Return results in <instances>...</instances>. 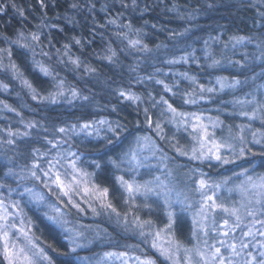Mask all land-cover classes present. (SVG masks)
<instances>
[{"label":"trees","instance_id":"trees-1","mask_svg":"<svg viewBox=\"0 0 264 264\" xmlns=\"http://www.w3.org/2000/svg\"><path fill=\"white\" fill-rule=\"evenodd\" d=\"M13 2L16 8L11 6ZM130 2L133 0H43L42 6L41 0H9L5 10L0 12V50H4L0 52L3 65L0 66V188L13 185L22 173L30 174L35 170L43 177V171L48 170V159L39 157L48 152L46 144L49 140L64 141L61 147L82 156L77 162L78 168L90 171L97 186L109 189L108 200L120 215L127 213L128 219L138 216L141 220H151L153 226L160 228L166 223L162 201L151 198V210H139L125 203L116 182L117 169L108 163L109 157L118 159L123 143L136 134L145 133L158 139L154 125L150 129L146 123V108L154 120L161 122L163 133L173 130L175 138L181 137L182 131L168 123L167 116H160L165 106L152 108L161 97L178 111L205 112L218 118L220 126L233 125L240 116L235 113L236 106L244 105L234 102L246 92L241 84L234 90L205 92L203 100L199 99L198 85L211 87L218 77L244 81L245 74L248 75L244 68H252V65L237 64V56L249 61L251 56L259 55L257 45L264 46V16L261 15L264 6L256 7L251 0H135L137 10L127 12ZM17 8L23 10V16ZM20 33L24 38H20ZM33 34L39 38L32 40ZM238 37L249 39L237 44L234 38ZM133 40L139 41L135 47L130 43ZM24 44L28 47H22ZM107 46L113 50H108ZM230 47L235 51H229ZM185 55L187 61L181 59ZM212 60L220 63L210 67ZM12 64L15 70L10 67ZM42 67L48 69L47 75L41 71ZM233 67L238 69L233 70ZM254 70L260 72L259 67ZM185 73L196 78V85L182 75ZM25 80L31 84V89L25 86ZM13 81L17 85L19 82L25 94L19 89V93L11 91V87H16ZM60 81H63L62 89L58 87ZM157 81H163L172 91H165L164 84ZM72 89L78 93L75 98L71 95ZM257 89L251 96L264 103L261 95L264 89ZM58 91L63 95L53 102L50 94ZM121 91L138 96L140 100L124 99L119 95ZM193 92L196 95H191ZM41 93L47 98L41 99ZM33 95L37 96L35 100ZM185 99H196L197 103L185 104ZM88 104L91 108L85 111ZM235 109L236 115H230ZM102 118L122 125V140L108 134L112 143L103 142L101 137L104 139L106 127L99 137L83 138L56 131L60 127L69 128L73 124L79 127ZM239 126H244L243 120L229 135H236ZM218 129L225 134L221 127ZM248 133L245 130L243 135ZM253 158L258 162L257 170L264 171V156L257 154ZM94 161L100 164L99 168ZM37 162L43 171L32 168ZM195 164L201 173L210 175L211 181L220 182L224 178L220 166ZM32 184L36 186L35 180ZM21 205L23 214L31 219L29 224L33 223V236L45 248L53 264H66L69 260L72 264H81L73 257L78 256L69 252L58 228L37 210L24 203ZM71 215L68 217L73 223L79 222ZM184 216L175 213L171 230L185 245L190 241L191 226ZM94 222L105 225L112 235L119 233L102 217ZM146 249L149 250L146 254L156 259L157 264H168ZM0 264H7L1 251Z\"/></svg>","mask_w":264,"mask_h":264},{"label":"snow or ice","instance_id":"snow-or-ice-1","mask_svg":"<svg viewBox=\"0 0 264 264\" xmlns=\"http://www.w3.org/2000/svg\"><path fill=\"white\" fill-rule=\"evenodd\" d=\"M9 0H4L3 3H0V12L5 10V7ZM135 3V0H133ZM41 5L43 6V0H41ZM13 8H16L15 3L11 4ZM75 7V5H74ZM18 13L23 16V10L17 8ZM264 16V13H261ZM20 38H24V34L20 33ZM32 40H37L39 37L35 34L32 35ZM235 42L238 44L240 41L248 40L247 37H238L234 38ZM13 43H18V41H12ZM79 43V40L76 41ZM133 47L139 44L138 40L130 41ZM207 43V42H206ZM22 47H28L27 44L22 45ZM67 47V45H65ZM260 48L259 55H253L249 58V63L252 65V70L256 67L260 68L259 74L254 72L253 79L259 78L264 80V46L257 45ZM4 50H0L2 52ZM10 55V53H9ZM207 55V54H206ZM181 59L187 61L188 56L185 55ZM259 61L260 63H256ZM175 63L176 61H171ZM220 63L218 60H212L211 66H216ZM237 64L240 62L237 61ZM0 66H3L0 64ZM10 67L15 70V64L10 65ZM46 75L48 74V69L41 68ZM186 79H189L191 84L196 85L195 77H188L187 74H182ZM245 81H240L236 78L229 80L225 77H218L215 80V85L218 87H206L203 84L198 85V92L200 93L199 99L203 100L205 97L203 93H215L217 91H223L225 88H235L236 86L247 83ZM25 86L31 89V84L28 81H23ZM158 84H164L163 81H157ZM6 87V85H5ZM59 88L62 89L63 81L59 82ZM165 91H172V89L164 84ZM264 89V84L258 86V89ZM35 91V90H33ZM63 92L58 91L55 94H50V98L55 102L57 96H62ZM71 95L73 98L77 97L78 93L75 89H72ZM121 97L127 100L136 102L140 100V97L133 94H125L123 91L119 93ZM189 95V94H185ZM191 95H196L195 92ZM262 97H264V92H262ZM32 98L35 100L36 95H33ZM44 99V97H41ZM84 100H87L88 97H83ZM185 104H196V99H185ZM238 104H247L249 106L256 104V107H253L251 112H241V116L247 117L249 120L256 119L258 117L264 119V103H261L257 100L256 97H253L250 100L245 101H236ZM160 105H164L165 108L161 112V116L168 117V123L173 124L178 130L183 129L184 132L189 133L191 140V147L181 146L179 141L173 145L176 152L180 156H189L191 160H216L218 162L233 163L234 160L224 159L222 155V150L228 151L233 154L235 159L244 157L251 152V149L248 147L246 142V137L243 135L245 130H251V124L246 126H239V131L236 135H230L226 140L217 141L213 139V134L209 132V127L204 123V114L202 112H181L178 111L168 100L161 97L159 101H156L152 104V108L155 109ZM7 107V105H5ZM149 109H145V120L150 129H153L156 132V135L160 139H165L161 135L163 129L161 122L154 120L151 115L148 114ZM170 114V115H169ZM212 127H216L219 124V120H211ZM30 127L32 125H29ZM106 127V134L104 139H107V135L111 134L113 138L123 139L122 133L124 131L123 127L119 123L113 124L110 121L101 119L94 122H85L77 127L76 124L70 126V128L60 127L56 129L59 133H71L72 135H85V136H96L99 137L102 130ZM190 130V131H189ZM11 135V133H9ZM27 135V133H24ZM253 144L264 145V132H252V141ZM11 143V141H9ZM49 144H52L53 149H59L61 144L65 143L64 141L53 142L48 141ZM112 140H108V144H111ZM239 143L241 147L239 148V155L236 156V144ZM106 147V146H105ZM138 150H147L151 151L153 156L159 151L161 153L159 160L160 166L164 169L167 174V182L160 180V177H154L153 181L145 182L143 184L137 183L136 178L133 177L131 181L126 180L124 176H117L116 182L119 186L128 194V198L132 199L135 195H143L147 198L149 195H156L158 198L164 201V206L166 208H171L179 206L182 211H187L188 208L192 207V204L189 203L190 196L198 195L199 200V209L196 212V217H199V220H193V239L195 243L190 247L185 246L182 242L174 239L173 236H168L167 238L162 235L165 231L164 229H153V223L151 220H141L140 217H135L131 221L128 220V214H124V225L132 231H138L140 237L144 238V242H147V239L151 237V248L155 249L159 257H163L165 261L169 264H264V174L260 176L249 175V168L242 169L241 173L236 174L237 178L239 176H244L245 179L241 181L240 184L235 185L234 188L227 189L229 192L238 191L242 200L239 205H234L232 207H227L223 203H217L218 197L216 193L220 192L223 185L221 183L210 182V178L206 177L205 174L200 173L199 169H191L189 172L191 175L186 174V183L187 191L182 194L181 192H176V200L172 199V193L175 191L173 180V173L170 169L167 168V165L164 161H168L169 157L163 153L162 149H159L151 137L143 136L135 138V147H130L126 152H124L118 159H112L109 157L108 163H110L113 168L120 170L121 165H128V173L137 172L141 167H143V162L140 159ZM252 155H257V153H252ZM260 156H264V151L258 153ZM144 159H147L145 157ZM82 160V156L77 155L72 151H68L66 154L64 152H58L57 157L54 160H48L47 163L49 168L47 171L40 169L39 163H33L32 168L36 170L43 171L44 178H52V183L55 185L56 189L59 190L60 194L63 197H69L67 203L72 207H75L79 210L80 205L74 203L71 197L73 195H82L85 198L92 197L95 200L100 201L101 210H111L112 213H115L117 217L120 216V213L113 207L112 203L105 202L109 195V189L104 188L102 191L94 186L92 188L88 187V177L90 174L82 169L78 168L77 162ZM67 165L65 171L61 173L60 168ZM96 168L100 167L99 163H96ZM11 172V170H10ZM199 174L200 179H193L195 175ZM30 175L36 179L41 177L37 175V171H31ZM155 182L154 186H151ZM230 180L228 177L224 178V183H229ZM25 191L30 192V189ZM211 191L213 195H207ZM182 197V198H181ZM42 200L43 197H40ZM187 205V207H185ZM15 206V205H14ZM147 207V205H146ZM222 211L226 217L219 225L215 222V213L217 211ZM93 212H97L93 208ZM98 214V213H97ZM11 213L8 212L7 208L4 205V202L0 200V241L3 242V256L7 261V264H43V261H47V264H53L52 259L47 255V253L41 249L37 248L35 252H29L28 249L24 247H18L14 241H10V228H16L15 224H9V216ZM169 218V223L165 226V229H171L173 224V212L169 211L167 213ZM259 217V218H258ZM53 220L54 224L62 226L60 220L55 217H50ZM211 219L212 223L209 225L208 221ZM24 240L27 241V244L32 248L36 246L32 243L28 234L24 231L23 228H16ZM72 230H66L70 232ZM239 231V236L232 235ZM209 232L216 233L218 236L223 237L222 239H212L210 243ZM82 233L76 232L75 236L65 235V240L68 241L70 245L69 252L74 253L77 247H80L76 242V239L81 237ZM11 244V246H10ZM127 247H136V246H127ZM226 253V254H225ZM115 258L119 260L121 264H156V259L151 256H148L146 253L141 255H130L128 251L123 252H105L103 256L98 261V264H104L105 261ZM66 264H72L71 260L67 261Z\"/></svg>","mask_w":264,"mask_h":264},{"label":"rangeland","instance_id":"rangeland-1","mask_svg":"<svg viewBox=\"0 0 264 264\" xmlns=\"http://www.w3.org/2000/svg\"><path fill=\"white\" fill-rule=\"evenodd\" d=\"M216 80V79H215ZM211 87H218V85H214ZM238 87L236 86L235 88H230L231 90L237 89ZM253 97L250 96V99ZM245 99V98H243ZM263 103V102H261ZM249 106V105H247ZM252 108L256 107V104L251 105ZM252 110V109H251ZM251 110H248L247 112H251ZM182 112V111H181ZM199 113V112H197ZM204 114V123L208 125L209 127V132L213 134V139H216L217 141H222L226 140L230 135H226L222 132L219 131L220 126V121L219 124L216 127L211 126V120H217V118L211 116L210 114H207L205 112H202ZM103 119V118H102ZM168 119V118H167ZM219 120V119H218ZM249 120V119H248ZM257 120L258 122L261 121L260 117L249 120V121H255ZM251 124L248 122V125ZM173 125V124H171ZM263 125V124H262ZM25 128V126H24ZM26 129V128H25ZM190 131V130H189ZM229 132V130H228ZM246 132H249L245 137H246V142L248 143V147L251 149L253 144L252 141V132H257L255 130V127L252 126V129L249 131L246 129ZM156 133V132H155ZM176 132H170V133H161L165 137V139H160L158 136V139H155L153 136H150L149 134H136L134 137L129 139L130 141L123 143L121 150L119 152L118 158L126 152L130 147H135V138L136 137H143V136H149L152 138L154 143L159 149L163 150V153L166 154L169 157L168 161H164V163L167 165V168L170 169L173 173V177L175 178L173 180V185L175 191L172 193V199L176 200V192H181L182 194L186 193L187 191V183H186V174L191 175L189 170L191 169H199V166L195 164L196 162L206 164V165H214V166H225V165H230L227 167V170L230 171L229 175L227 174L226 177L229 178L230 182L225 184L224 183V178L219 182L218 180L215 183H221L223 185L222 189L220 192L216 193V196L218 197L217 203H223L227 207H232L234 205H239L240 201L242 200V196L238 191H232L229 192L227 189L229 188H234L235 185H238L241 183L242 180L245 179L244 176H239L237 178L236 174L241 173L242 169L244 168H249V175L252 176H260L264 174V171H259L257 170V161L256 159L253 158L252 152L248 153L244 157L235 159L233 154L222 150V155L224 159L227 160H234L233 163H223V162H218L216 160H191L189 156H180L173 145L176 143V141H179V144L181 146H187L191 147V140L189 133L182 131V136L181 137H176L175 138ZM83 138H86L87 136L81 135ZM48 145L46 148L48 149V152L40 156V159H44L47 157L48 160H54L55 157H57L58 152H65L67 153V148L61 147L59 149H54L52 150V144L47 143ZM45 145V146H46ZM68 146V145H67ZM241 145L239 143L236 144V156L239 155V148ZM69 148V147H68ZM140 159L143 162V167H141L137 172H132L131 174L128 173V165L123 164L121 165V169L117 170V176H124L126 180L131 181L133 177L136 178L137 183H145L149 181H153L154 177H160V180L167 182V174L164 171V169L160 166V160L159 157L161 153L157 151L155 153V156H153L151 151L147 150H138ZM264 149L257 150L255 153L262 152ZM86 156L87 153H84ZM147 157V159H144ZM247 158H252L251 161H243V159ZM67 165L65 163L64 167L60 168L61 173H63L66 169ZM49 168V166L47 167ZM179 168V169H177ZM83 171L92 174L90 171H88L85 168H80ZM201 173V170H199ZM225 172V170H224ZM204 174V173H203ZM205 176L210 178V175L205 173ZM52 178H44L41 177L40 179H36L32 177L30 174L27 173H22L21 176L18 177V179L13 183V185H6L5 187L0 188V200L4 202L5 207L7 208L8 212L11 213L9 216V224H15L16 228H23L24 231L28 234L29 238L31 239L32 243L36 246V248H32L30 245L27 244V241L24 240V237L17 232L16 228H10V241H14L18 247H24L29 250V252H35L37 248L43 249L45 252V248L36 240V238L33 236L32 233V225L33 223L29 224V221L31 220L30 217L25 216L23 214V207L21 203H24L27 207L37 210L48 222L53 224L56 228H58L63 236V239L65 240V235H71L75 236L76 232L82 233V236L76 239V242L81 245L80 247L76 248V251L74 252V255L80 256L79 262L81 264H98V261H100V258L103 256L105 252H123V251H128L130 255H143L147 253L149 250L146 248L150 249V251L154 252L157 256H159L158 252L155 249L151 248V237L147 239V242L143 243V245L139 244V247H123L116 249L114 245H112V241L118 240L114 235H112L111 231L105 228V225H100L97 222H94V220L100 221L101 217L103 218L104 221H106L107 225L109 227H113L115 230H117L119 233H121L124 237L130 236V234H134L138 231H132L130 230V225L129 228L126 229L123 221H124V216L121 214L116 220L115 218L117 217L115 213H112L111 210H101L100 207V201L95 200L92 197L85 198L82 195H73L71 199L73 200L74 203H78L80 205L79 210L75 207H72L70 204L67 203L69 197H63L59 190L56 189L55 185L52 183ZM193 179H200V175L197 174L193 177ZM32 180H35L36 186L32 184ZM88 187L92 188L94 186H97L94 183L92 175L88 177ZM155 182L151 185L154 186ZM101 191L103 190L101 187L97 186ZM120 187V186H119ZM26 189H30L31 191H25ZM122 193H123V201L125 203H129L130 207L132 208H137L139 210H151L149 204V200L151 198H158L156 195L152 194L149 195L147 198H145L143 195H135L132 199L128 198V194L120 187ZM207 195H213L211 191L207 193ZM40 197H43L41 200ZM182 198V197H181ZM164 205V201L160 199ZM199 200L200 197L198 195L196 196H190L189 197V203L192 204V207L188 208L187 211H182L179 206L171 207V208H166V213H165V218H166V223L162 225L160 228H156L153 226L154 230L158 229H164L165 231L162 233L163 236L166 238L168 236H173L174 239L175 236L172 233V230L170 229H165V226L169 223V218L167 213L169 211L179 214H184L191 226V237L190 241L185 244V246H191L192 244L195 243V240L193 239V220L194 218L199 220V217H196V212L199 209ZM106 203L109 202L108 197L107 200L105 201ZM15 205V206H14ZM147 205V207H146ZM187 207V205H185ZM93 208L97 210V212H93ZM67 209V211H66ZM98 213V214H97ZM69 214H72V217H76L79 222L73 223L72 219L68 217ZM173 215V217H174ZM114 216V217H113ZM116 216V217H115ZM26 217V218H25ZM50 217H55L62 223V226H58L57 224L53 223V220L50 219ZM135 217H131L128 220L131 221ZM226 215L222 211H217L215 213V222L217 225H219L224 219H226ZM259 218V217H258ZM81 223V224H80ZM209 225H211L212 221L211 219L208 221ZM66 230H72L70 232H66ZM113 232V231H112ZM139 234V232H138ZM239 231L235 234L239 236ZM210 240L209 242H212V239H222L223 237L218 236L216 233H211L209 232ZM137 240H142L140 237L137 238ZM144 240V239H143ZM177 240V239H176ZM67 242L68 248H70V245ZM123 241H125L123 239ZM184 244V243H183ZM11 246V244H10ZM129 246H134L129 245ZM136 246V245H135ZM0 251L3 254V242L0 241ZM47 253V252H46ZM226 254V253H225ZM48 255V253H47ZM49 256V255H48ZM83 256V257H82ZM164 262L168 263L165 261L163 257H160ZM43 264H47V261H43ZM104 264H121L119 260H116L115 258H112L110 260H107L104 262ZM157 264V262H156Z\"/></svg>","mask_w":264,"mask_h":264},{"label":"bare ground","instance_id":"bare-ground-1","mask_svg":"<svg viewBox=\"0 0 264 264\" xmlns=\"http://www.w3.org/2000/svg\"><path fill=\"white\" fill-rule=\"evenodd\" d=\"M252 5H254V6H256L257 7V5H259V6H264V0H251V2H250ZM120 4V3H119ZM234 6H239V4H235ZM137 3L135 2V3H133V2H130L129 4H128V7H127V12H133V10L134 9H136L137 10ZM237 8V7H236ZM264 12V11H263ZM107 49L108 50H113V48L112 47H110V46H107ZM229 51H231V52H234L235 50L232 48V47H230V49H229ZM107 60V59H106ZM237 61H239L240 63H241V66H243V67H250L251 66V64L249 63V61H248V59L247 58H245V57H242L241 55H238L237 56ZM90 67L92 68V65H90ZM236 69H238V67H233V70H236ZM250 69H252V68H244V71L248 74V75H246L245 74V72L244 71H242L244 74H245V79H244V81L247 79V83L245 84V83H242L241 84V88L243 89V90H245L246 92L241 96V97H237L235 100H234V102L236 103V101H245V100H248L249 98H250V96H251V94H255V92H256V89L258 88V87H256V86H260V85H262V84H264V80H261V79H259V78H256V79H253V77H254V72L256 73V74H259V72H257L256 70H251V71H249ZM229 80H231V78H228ZM97 81L100 83V80L99 79H97ZM14 83H13V86H14V84L16 85V87H11V91L12 92H18L19 90H23L20 86H18L19 85V82H18V85H17V82L16 81H13ZM243 82V81H242ZM239 86V85H238ZM19 89V90H18ZM226 89V88H225ZM230 89V88H229ZM19 93V92H18ZM22 94H25V92L24 91H22ZM42 94V93H41ZM40 94V95H41ZM42 97H44V99H46L47 98V96H46V94L44 95V94H42L41 95ZM243 98H245V99H243ZM233 104H234V102H233V100L230 98L229 99ZM252 106H247V104H244V105H241V106H236V108L238 109L237 111H236V109L235 110H231L229 113H230V115H236L235 113H237V115H240V113L241 112H247L250 108H251ZM91 108V105L90 104H88V105H86V107H85V111L86 110H89ZM236 111V112H235ZM235 112V113H234ZM161 116V115H160ZM157 117H159V115L157 114ZM261 119V121L260 122H258L257 120H255V121H249L248 120V118L247 117H245V116H239L238 117V119H235L234 121V123H233V125H230V126H224V125H222L221 126V128H222V130H224V132H225V134L226 135H229V134H233V131H234V129L236 130L237 128H238V123H240L242 120H243V123H244V126H246V125H248V122H250L251 123V129H252V126L253 127H255V130L256 131H259V132H264V128H263V120H262V118H260ZM237 123V124H236ZM232 126V127H231ZM70 128V127H69ZM181 131H183V129H180ZM228 130H229V132H228ZM181 136H182V132H181ZM176 137H178V136H176ZM104 138V137H103ZM108 138H109V136L107 137V139H102V137H101V140L103 141V142H105V143H107L108 142ZM121 142V141H120ZM261 149H264V145H258V144H255V145H252L251 146V152L252 153H255L257 150H261ZM1 150V149H0ZM121 150V149H120ZM1 152L2 151H0V154H1ZM258 153H260V152H258ZM257 153V154H258ZM221 167V166H220ZM223 170H221V174H222V176L223 177H226L227 176V174L229 175V173H230V171L229 170H227V168L224 166H222L221 167ZM224 170H225V172H224ZM114 236L118 239V240H113L112 241V245H114L115 246V248L116 249H119V248H121V247H123L124 245H126L125 247H127V246H129V245H133L134 244V246L135 245H139V244H143V240H137V238H138V234L137 233H134V234H130V236H128V237H124L121 233H114ZM123 239L125 240V241H123ZM74 257V259H76V260H78L79 261V257L77 258V257H75V256H73Z\"/></svg>","mask_w":264,"mask_h":264}]
</instances>
